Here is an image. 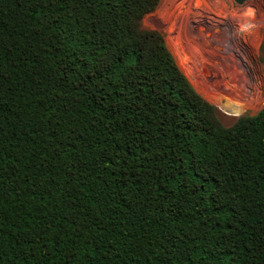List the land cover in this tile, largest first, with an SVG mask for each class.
Instances as JSON below:
<instances>
[{
  "label": "trees",
  "instance_id": "trees-1",
  "mask_svg": "<svg viewBox=\"0 0 264 264\" xmlns=\"http://www.w3.org/2000/svg\"><path fill=\"white\" fill-rule=\"evenodd\" d=\"M159 0H0V264H264V107L230 127Z\"/></svg>",
  "mask_w": 264,
  "mask_h": 264
},
{
  "label": "rangeland",
  "instance_id": "rangeland-1",
  "mask_svg": "<svg viewBox=\"0 0 264 264\" xmlns=\"http://www.w3.org/2000/svg\"><path fill=\"white\" fill-rule=\"evenodd\" d=\"M141 27L164 35L220 126L264 107V0H159Z\"/></svg>",
  "mask_w": 264,
  "mask_h": 264
},
{
  "label": "water",
  "instance_id": "water-1",
  "mask_svg": "<svg viewBox=\"0 0 264 264\" xmlns=\"http://www.w3.org/2000/svg\"><path fill=\"white\" fill-rule=\"evenodd\" d=\"M235 2H237L238 4H243L245 0H234Z\"/></svg>",
  "mask_w": 264,
  "mask_h": 264
}]
</instances>
